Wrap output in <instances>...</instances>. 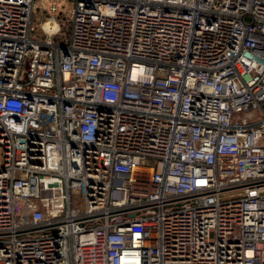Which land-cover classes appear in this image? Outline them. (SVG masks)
Returning a JSON list of instances; mask_svg holds the SVG:
<instances>
[{
    "label": "built area",
    "instance_id": "2783aa9c",
    "mask_svg": "<svg viewBox=\"0 0 264 264\" xmlns=\"http://www.w3.org/2000/svg\"><path fill=\"white\" fill-rule=\"evenodd\" d=\"M0 264H264V0H0Z\"/></svg>",
    "mask_w": 264,
    "mask_h": 264
},
{
    "label": "bare ground",
    "instance_id": "6f19581e",
    "mask_svg": "<svg viewBox=\"0 0 264 264\" xmlns=\"http://www.w3.org/2000/svg\"><path fill=\"white\" fill-rule=\"evenodd\" d=\"M48 26H49V24L46 25V27H48Z\"/></svg>",
    "mask_w": 264,
    "mask_h": 264
}]
</instances>
